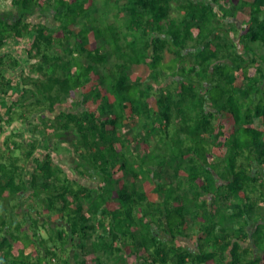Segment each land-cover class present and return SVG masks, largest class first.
I'll use <instances>...</instances> for the list:
<instances>
[{
	"label": "trees",
	"instance_id": "trees-1",
	"mask_svg": "<svg viewBox=\"0 0 264 264\" xmlns=\"http://www.w3.org/2000/svg\"><path fill=\"white\" fill-rule=\"evenodd\" d=\"M12 2L0 196L24 192L34 215L1 218L0 264H264V0H114L106 26L86 0ZM38 7L56 29L27 21ZM165 52L179 73L160 67Z\"/></svg>",
	"mask_w": 264,
	"mask_h": 264
},
{
	"label": "crops",
	"instance_id": "crops-1",
	"mask_svg": "<svg viewBox=\"0 0 264 264\" xmlns=\"http://www.w3.org/2000/svg\"><path fill=\"white\" fill-rule=\"evenodd\" d=\"M3 0H0V15H1V13L3 12V15L4 16H16L17 14H18V12H17V7H16V5H14L13 4V0H4L5 1V4L2 2ZM100 1V0H99ZM227 1H229V3L230 2H232V0H227ZM234 1V0H233ZM103 2V0H101V2H98L97 3V5L99 4V3H102ZM91 10V9H90ZM241 15H242V17H239L238 16V18L240 19V20H246V18H247V16H248V10L246 9V10H243L242 12H241ZM26 16V15H25ZM259 16H260V18H264V10H262L260 13H259ZM26 17H28V20L27 21H29L30 23H32V24H38L40 21H42V22H46L48 25H49V27H52L53 29H56L57 28V25H59L55 20H53V19H50V17L48 18L47 16H46V13L44 12V10L43 9H40L39 7L38 8H36L34 11H33V13H31V14H27V16ZM237 17V16H236ZM235 21V20H234ZM89 43H91L92 45L95 43V41L93 40V37L92 36H90V40H89ZM95 45V44H94ZM15 46V47H14ZM14 49H13V51H14V53H16V54H18V52H19V50L18 49H20L23 53H25V51H24V47H23V45L22 44H18V43H16V44H14ZM12 47V46H11ZM257 47H258V52H257V56H260V55H262V54H264V47H262V46H259V45H257ZM18 51V52H17ZM59 52L61 53V50H59ZM19 54H21V52L19 53ZM165 58L167 57V55H170L169 53H167V52H165ZM165 58H164V60H165ZM170 58H172V55H170V57L168 58V60L170 59ZM262 62V61H261ZM263 65H264V63H263ZM253 73V72H252ZM263 90H264V87H263ZM70 97H71V99L72 100H75L76 99V94H74V93H72L71 95H70ZM71 100V102H66V103H64L63 105H61L60 107L63 109V107H71L72 106V101ZM129 126V125H128ZM18 133V132H17ZM42 138V137H41ZM63 146H65V148H63V151L62 152H60L59 151V156H60V163L63 165V168H64V171L65 172H68V175L69 174H73V171H71L72 169H71V167H74V165H75V163H74V160H73V157H72V155H71V148L69 147V146H67V144H64ZM140 149V148H139ZM138 149V150H139ZM65 153V154H64ZM140 153H144V151H143V149H141V152ZM67 168V169H66ZM66 169V170H65ZM76 175V174H75ZM74 175V176H75ZM76 177V176H75ZM80 182L81 183H88V184H92V182L93 181H89V182H85L83 179L82 180H80ZM150 186V187H149ZM144 187H145V189L146 190H150L151 189V185L149 184V183H147V184H145L144 185ZM150 197L151 198H155V196H153L152 194L150 195Z\"/></svg>",
	"mask_w": 264,
	"mask_h": 264
},
{
	"label": "flooded vegetation",
	"instance_id": "flooded-vegetation-1",
	"mask_svg": "<svg viewBox=\"0 0 264 264\" xmlns=\"http://www.w3.org/2000/svg\"><path fill=\"white\" fill-rule=\"evenodd\" d=\"M15 127H16V129L11 128V133H13V134H11L12 135L11 137L13 138L14 141H16V142L18 141L19 142L18 137L16 135L17 134L16 131H18L19 128H18L17 124H16ZM25 137H27L26 133L24 134V136L21 137V139L24 141ZM33 137L38 138V140H40L38 145H40L43 149H45L42 152L52 153V147L56 145L55 141H53L52 139L47 140V138H46V139H43V141H44L43 142L42 139H41L42 136L40 134H36ZM2 140H3V138L0 137V154L2 152V149H5L3 147V145H2ZM64 144H67V142H65V143L59 142V144H57V146H61V147L65 148V146H63ZM9 147H10V150H12V149H14L15 146L13 145V143H11V144H9ZM15 150H18V149H15ZM39 150H40V148H39ZM8 152H6V158L7 159L11 158V156L7 154ZM12 156H19V152L12 153ZM6 161L8 162V160H6ZM23 168H24L23 176H25L24 178L29 181L30 178H31V174H32V168L28 167V166L27 167H23ZM61 168L64 170L63 167H61ZM1 180H2V178L0 177V182H2ZM7 195H8L7 192H5L3 194L4 197H6ZM2 198L3 197L0 196V207L4 204L5 208L8 210V213L3 214V213H1V210H0V220H1V218L3 216L6 217V216L14 215L13 216V221L16 222V221H19V219L23 220L25 214H27V215L30 214V216L34 215V208L30 207L31 204L29 203L28 196L24 192L23 193H19V195H16L14 197L13 196H9V197L4 198V199H2ZM20 201H21L22 206H20V208H19L18 205H19ZM25 224L23 226V229L27 228L26 227L27 224L26 225Z\"/></svg>",
	"mask_w": 264,
	"mask_h": 264
},
{
	"label": "rangeland",
	"instance_id": "rangeland-1",
	"mask_svg": "<svg viewBox=\"0 0 264 264\" xmlns=\"http://www.w3.org/2000/svg\"><path fill=\"white\" fill-rule=\"evenodd\" d=\"M87 1V4H86V7L88 6V7H90V9H91V11H92V16L94 17L93 19H97L98 21H100L103 25H107V16H105V12L104 11H106V7H107V5H108V2H113L114 0H103V2L102 3H99L98 5H97V3L98 2H101V0L99 1V0H86ZM4 4H5V1L3 0L2 1ZM113 12V11H112ZM3 14V12L1 13V15ZM112 14L113 13H110V17H109V19L111 20V22H114L113 20H115V19H112ZM107 29V28H106ZM102 31H104V29H102ZM256 46H257V44H256ZM13 49V48H12ZM19 51H20V49H18ZM22 52V51H21ZM170 57V55H167V57L165 58V60L164 61H162L159 65H160V67L165 71V72H167V71H169V73H171V74H173V73H179V71L181 70V68H180V63H181V61L182 60H180V59H175V57L174 58H170L169 60H168V58ZM26 67V66H25ZM132 75L136 78V79H140V78H142V77H144V71L140 68V67H137V68H133L132 69ZM71 102V101H70ZM66 103V102H65ZM10 135L11 134H8V135H6L7 136V138H9L10 137ZM42 141H43V139H45L44 138V136H42ZM12 141H14V140H12ZM44 142V141H43ZM58 151H60V152H62L63 151V147H61V146H59L58 147ZM17 152H19V155H20V149H18V150H15V149H12V153H17ZM65 154V153H64ZM10 155H12L11 153H10ZM75 166H76V164H75ZM74 166V167H75ZM74 167H71V169L73 170V173L74 174H76V172H77V170H78V168H74ZM150 187V186H149ZM34 203H35V206H37V203H36V201L34 200ZM38 208V207H37ZM62 214H65V212L64 213H62ZM65 216V215H64Z\"/></svg>",
	"mask_w": 264,
	"mask_h": 264
}]
</instances>
